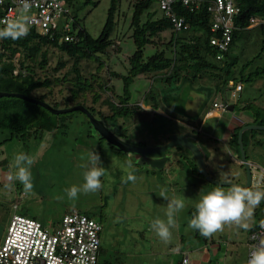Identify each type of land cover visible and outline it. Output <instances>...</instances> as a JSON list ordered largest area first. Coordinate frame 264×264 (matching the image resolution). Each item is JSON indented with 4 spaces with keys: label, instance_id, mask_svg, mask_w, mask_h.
I'll return each instance as SVG.
<instances>
[{
    "label": "rangeland",
    "instance_id": "1",
    "mask_svg": "<svg viewBox=\"0 0 264 264\" xmlns=\"http://www.w3.org/2000/svg\"><path fill=\"white\" fill-rule=\"evenodd\" d=\"M84 1L76 0L75 9L78 10V15L82 18L89 35L96 38L105 24L110 0H89L87 3ZM130 1L133 0H121L118 3L120 16L118 15L117 23L110 35L114 42L120 44V50L111 54L110 59L103 58V69L108 65L123 74L128 71V57L135 50L133 40L127 31L132 15ZM150 9L155 11L156 16L161 15L157 3ZM170 36L171 31L168 29L161 37L168 39ZM153 51V46L147 45L144 54L148 56ZM231 54L237 57L231 78L239 79L257 68L264 67V20H258L248 30L243 31ZM49 55L48 68L56 66L61 58L66 60L65 56L55 50H49ZM70 65L71 61H68L67 67ZM95 66V63L85 61L81 65V71L86 77L91 75L99 81L98 76L101 74H98ZM66 69L59 72L63 73ZM214 74L220 78L224 75L222 71H208L195 80L180 79L171 83L147 75H138L129 87L128 104L141 108L134 110L132 113L134 115L130 117L115 115L104 117L103 120L109 124L114 122L120 124L121 136L145 147L162 146L173 134L194 132L211 153L206 165L216 173L217 180L246 184V170L239 161V150L235 146H227L220 137L231 120L241 123L250 121L251 109L250 111L241 109L247 101L251 102L253 109L256 107L263 109L264 117V73L244 81L243 90L236 96H232L231 90L225 88L226 85L223 90L216 91L219 79ZM103 77L108 79V74ZM231 78L228 81H231ZM109 80L114 86L113 99L118 103L123 94V81L113 77ZM94 84L96 88V83ZM70 85L65 82L62 87H55L52 96L62 102V97L68 95ZM150 90L155 94L157 107L149 106L145 99ZM41 93L42 89L33 92L35 96ZM109 95L110 92L103 91L101 97L93 102L94 95L88 93L86 99L90 105L99 107L104 114L109 115L111 111L107 106L100 107L101 100ZM214 101H227L229 105H235V109L222 111L213 107ZM209 110L212 112L211 115L203 120L204 114ZM87 119L82 112L75 111L64 132L48 133L38 140L18 139L14 136L1 144L0 245L13 214L35 219L43 226L51 228L52 225L58 224L65 214L77 210L93 215L102 225V248L105 252L100 255V261L117 252L124 256L123 264H177L179 255L173 250L177 247L186 251L191 261L200 260V264H246L248 237L264 215V200L254 209L252 218L247 221L248 229L235 224L225 225L222 232L206 238L197 230L189 228L188 223L196 211L195 205L201 196L217 185H213L207 179L202 185L204 186L202 190L196 185L194 179L205 177L202 173L193 174L192 169L199 167L197 163L194 164L196 160L189 150L180 147L179 151L175 148L166 151L173 155L174 162L166 163L164 169L139 165L133 155L127 157L119 154L115 148L100 141L92 128L88 127ZM249 133L250 142L245 146L244 154L247 161L253 165V182L250 187L256 186L264 190V130H253ZM7 135L8 132H0V139ZM92 151L99 154L101 166L106 169L105 175L101 177L103 187L95 193H78V198L71 200L64 190L84 183L83 173L86 169L80 165L88 162L87 155ZM18 152H25L35 158L31 166L34 187L30 193H25L19 181L14 183L11 190L4 189L6 174L9 172L14 154ZM179 155L183 158L179 159ZM129 158L137 176L134 183L124 182ZM12 170L15 171L14 168ZM175 181L178 189L171 188ZM186 181L189 182L186 184L187 189L185 186L181 187L183 182L184 185L188 183ZM223 187L227 191L231 186ZM162 188L167 189L170 198H185L186 204L175 217L176 227L172 229V239L168 243L162 242L151 229V222L154 219L160 218L165 221L167 219L165 215L167 201L159 196Z\"/></svg>",
    "mask_w": 264,
    "mask_h": 264
},
{
    "label": "trees",
    "instance_id": "2",
    "mask_svg": "<svg viewBox=\"0 0 264 264\" xmlns=\"http://www.w3.org/2000/svg\"><path fill=\"white\" fill-rule=\"evenodd\" d=\"M88 1L85 0L84 2L87 3ZM120 1L110 0L105 24L96 38L89 35L85 29L82 18L79 17L78 10L75 9L76 0H66V6L71 10L73 17L70 33L76 36L77 40L60 41L58 39L60 35L49 37L41 34L33 27H30V32L25 38L15 41L11 39L0 40V91L20 93L36 98L54 108L83 105L98 119H103L107 116L114 117L115 115L118 117H130L134 115L132 114L134 110L141 108L140 106L128 104L130 97L129 87L138 75H147L150 78H159L162 81L171 83L180 79L195 80L197 77L207 74L208 71H222L224 75L221 78L216 74L214 76L219 79L216 84V91L223 90L228 80L232 77V68L237 62V57L231 54L237 40L241 37L243 31L248 30L247 27L251 25V18L261 17L264 20V0H233L240 8V13L236 17L238 29L233 32L229 51L224 53L221 58H218V50L210 43L214 33L210 31L207 21L206 5H204V8L191 10L175 4L174 13L177 16L185 17L189 24L188 29L179 31L175 30L171 19L163 16L160 9V16H156L155 11L150 9L153 4L158 2L157 0L130 1L132 15L127 31L129 32V37L133 40L135 50L128 57V71L123 74L111 69L112 67L108 65L103 69V58L110 59L114 53L120 50V44L110 38L117 23V17L120 16L118 4ZM0 13H2L1 10ZM3 26L0 24V27ZM261 28H263V24H261ZM168 29L171 31V36L168 39H164L161 37L162 33ZM147 45L153 46L154 51L152 54L145 56L144 50ZM49 50L57 51L62 56H65L66 60L61 58L56 66L48 68ZM68 61H71L70 67H67ZM85 61L95 63L96 71L101 74L98 76L99 81H96L95 77L91 75L86 77L82 74L81 65ZM15 68L25 71V74L19 73L18 76H13L12 71ZM62 69L66 70L60 73L59 71ZM263 73L264 67L262 69L257 68L254 72L239 79L231 78V80L249 81ZM105 74H108V79L103 77ZM111 77L120 78L123 81V94L120 96L118 103H115L113 99L115 91L109 80ZM65 82L71 85L68 88V95L63 96L61 102V100L59 101L52 96V91L57 86L62 87ZM94 82L96 83V88ZM41 89L43 93L40 95L35 96L33 94V92ZM103 91L110 92V95L101 100L100 107L107 106L111 111L109 115L104 114L99 107L90 105L86 99V95L91 93L94 95L93 102H96ZM154 98L155 94L151 90L145 97L149 105L155 102L157 107V100ZM234 109L235 105H233ZM241 109H249L248 111L251 109L252 112L249 117V119L251 118L250 121L240 126L238 125L232 131L230 145L235 146L237 150H239L237 135L243 125H264L263 109L260 107L253 109L250 101H247ZM73 112L75 111L57 115L49 112L41 105L18 97H0V132H8L7 136L0 139V146L14 136L18 139L38 140L48 133L64 132L69 125ZM87 124L91 128L88 119ZM113 125L117 126L120 133V124L111 123V126ZM251 131L253 130H247L243 133L244 148L250 142L249 132ZM89 132L90 129L88 134ZM98 138L100 141L105 142L107 146L115 148L107 143L105 139ZM174 148L178 151L181 149L180 147ZM115 150L119 154L124 155L119 149L115 148ZM238 152L240 153V151ZM165 154L168 153L166 152ZM179 157V159L183 158L182 155H179ZM179 162L181 163V160ZM192 172L201 175L198 168L192 169ZM89 216L94 217L93 215ZM257 224H255L254 228ZM99 248L100 257L105 252V249L102 248V242ZM123 262L124 256L114 252L107 259L100 261L98 258L97 264H123ZM177 264H180V262Z\"/></svg>",
    "mask_w": 264,
    "mask_h": 264
},
{
    "label": "built area",
    "instance_id": "3",
    "mask_svg": "<svg viewBox=\"0 0 264 264\" xmlns=\"http://www.w3.org/2000/svg\"><path fill=\"white\" fill-rule=\"evenodd\" d=\"M163 16L170 18L175 30L188 29L187 19L174 13V5L179 4L195 10L204 8L210 31L214 33L210 43L218 50V58L228 52L233 32L238 29L236 17L240 8L233 0H157ZM31 27L49 37L59 36V40L73 41L77 37L70 33L73 17L66 6V0H30ZM0 21L14 19L18 15V0H0ZM263 20L261 17L250 19L253 26ZM3 25V24H1ZM61 28V29H60ZM25 71L15 68L13 76ZM232 96L238 95L243 88L241 80L228 81L226 87ZM227 101L213 102V107L228 111ZM209 110L205 117L211 115ZM253 170V168H252ZM253 176V174H252ZM17 203L14 204V208ZM102 225L94 217L73 210L65 214L60 222L51 228L39 221L19 214H13L4 240L0 245V264H97L101 247ZM246 264L251 253L264 246V215L248 237ZM180 264H191L187 253L182 255Z\"/></svg>",
    "mask_w": 264,
    "mask_h": 264
},
{
    "label": "clouds",
    "instance_id": "4",
    "mask_svg": "<svg viewBox=\"0 0 264 264\" xmlns=\"http://www.w3.org/2000/svg\"><path fill=\"white\" fill-rule=\"evenodd\" d=\"M31 2L30 0H18V15L14 19L0 21V40L11 39L13 41L25 38L31 27ZM131 153V152H129ZM34 156L25 152L14 154L9 172L6 174L4 189L11 190L14 183L19 181L23 185L25 193H30L34 187L31 166L34 163ZM83 160L84 157H81ZM87 163L80 167L86 169L83 173L84 183L81 186L73 185L64 191L71 200L78 198V193H95L102 189L101 177L106 169L101 166V159L97 152L92 151L87 155ZM15 169L13 171L12 169ZM127 176L124 182H135L137 176L134 174V165L129 158L127 162ZM160 197L167 201L166 221L156 218L151 222V229L164 243L172 239V229L176 227L175 217L185 208V198L169 197L167 189L160 190ZM62 197H57L61 199ZM264 200V190L256 186L243 187L232 185L227 191L221 184H217L211 191L203 194L200 201L195 205L188 227L197 230L204 237H211L224 230L225 225L235 224L236 226L248 229L249 221L254 209ZM248 264H264V246L254 250L249 258Z\"/></svg>",
    "mask_w": 264,
    "mask_h": 264
},
{
    "label": "water",
    "instance_id": "5",
    "mask_svg": "<svg viewBox=\"0 0 264 264\" xmlns=\"http://www.w3.org/2000/svg\"><path fill=\"white\" fill-rule=\"evenodd\" d=\"M0 97H18L28 102H32L41 105L49 112L54 114H64L72 111L82 112L89 120L93 132L98 136L106 140L107 143L114 146L123 152L124 156H134L136 162L139 165H148L156 169H163L167 162L172 161L171 155L164 154L155 157V154L165 153L169 149L174 147H184L191 155L194 156L196 163L199 167L202 175L207 181L213 183V185L221 184L222 186L239 185L234 182L220 181L215 179L216 173L207 168L206 161L209 157V152L202 144L201 140L191 133L173 134L169 137V141L162 146H139L129 141L127 138L119 134L118 128L111 126V124L105 122L103 119L96 118L86 107L83 105H73L65 108H54L48 103L36 98L28 97L20 93L14 92H2L0 91ZM228 111H233V105H228ZM247 130H264V125L249 124L244 125L238 131L237 142L240 151V162L245 166L246 170V184L240 185L243 187H250L252 182V169L250 163L246 159V154L243 146V133ZM131 152V153H129Z\"/></svg>",
    "mask_w": 264,
    "mask_h": 264
},
{
    "label": "crops",
    "instance_id": "6",
    "mask_svg": "<svg viewBox=\"0 0 264 264\" xmlns=\"http://www.w3.org/2000/svg\"><path fill=\"white\" fill-rule=\"evenodd\" d=\"M156 105H157V102H156ZM149 106H154V107H156L155 106V102H152ZM148 105H147V107H149ZM211 111V110H210ZM208 112H206L205 114H204V118H203V120L205 119V118H207V117H205V115L207 114ZM203 120H202V122H203ZM242 124H244V123H241L240 121L238 122V121H236V122H234L233 120H231L230 122H229V124L227 125V127L223 130V132H222V135H221V137H220V140H223V142L224 143H226V145L227 146H230V139H231V136H232V131L234 130V128L235 127H237L238 125L240 126V125H242ZM246 125V124H245ZM244 126V125H243ZM190 133V132H189ZM191 134H193V135H195L196 137H198L197 135H196V133H194V132H191ZM211 137H213V135L211 136ZM199 138V137H198ZM200 139V138H199ZM201 140V142H202V144H204V142L202 141V139H200ZM207 149V148H206ZM209 152V151H208ZM168 155H170L169 153H168ZM211 156V153L209 152V157ZM171 157H172V163L174 162V160H173V155H171ZM209 157H208V160L206 161V163L209 161ZM240 161V160H239ZM171 162H167V163H171ZM241 163V162H240ZM250 163V165H251V169H252V167H253V165L251 164V162H249ZM165 166H167V164H165ZM164 166V168H166ZM163 168V169H164ZM253 171V170H252ZM194 175H195V172L193 173ZM194 177V176H193ZM196 178V177H195ZM215 179H217L216 178V176H215ZM195 180V182H196V185L197 186H199V188H201V190H202V187H204V186H202L203 184H205V181H206V179H204V180H202V179H199V177H197L196 179H194ZM186 182H188V181H186ZM207 182V181H206ZM209 182V181H208ZM252 182H253V176H252ZM251 182V183H252ZM250 183V184H251ZM177 184V182L175 181L174 183H173V187L171 186V188H177L178 189V185H176ZM186 184H189V182L188 183H185V185H184V182L182 183V185H181V187H184L185 186V188L187 189V187H188V185H186ZM252 185V184H251ZM180 187V188H181ZM195 187V186H194ZM101 242H102V236H101ZM173 250H174V253L176 254V255H179V261H178V263L181 261V258H182V255L184 254V253H187L186 251H182V248H177V247H174L173 248ZM246 260H247V256H246V259H245V262H246ZM191 261V260H190ZM200 261V260H199ZM198 260H197V262H196V260L193 262V261H191V264H200V262H199Z\"/></svg>",
    "mask_w": 264,
    "mask_h": 264
},
{
    "label": "flooded vegetation",
    "instance_id": "7",
    "mask_svg": "<svg viewBox=\"0 0 264 264\" xmlns=\"http://www.w3.org/2000/svg\"><path fill=\"white\" fill-rule=\"evenodd\" d=\"M163 155V154H160V156Z\"/></svg>",
    "mask_w": 264,
    "mask_h": 264
}]
</instances>
